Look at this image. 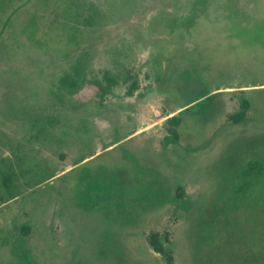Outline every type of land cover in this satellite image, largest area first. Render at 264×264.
<instances>
[{"label": "rangeland", "instance_id": "374dc122", "mask_svg": "<svg viewBox=\"0 0 264 264\" xmlns=\"http://www.w3.org/2000/svg\"><path fill=\"white\" fill-rule=\"evenodd\" d=\"M4 5L0 264H264V0Z\"/></svg>", "mask_w": 264, "mask_h": 264}, {"label": "trees", "instance_id": "16d2710c", "mask_svg": "<svg viewBox=\"0 0 264 264\" xmlns=\"http://www.w3.org/2000/svg\"><path fill=\"white\" fill-rule=\"evenodd\" d=\"M5 1H6L7 4H8V3H10V2L13 1V0H0V10H1V8L3 9V8H6V7H7L6 5H4V4H5ZM106 81H107V83H108L107 86H106V85H102L101 83H99V85H100L101 89L103 90V92L108 91L109 86H110V85H114V84L116 83L115 78L112 77V75H111L110 73H107V75H106ZM72 82H73V81H72ZM62 83H63L64 85H68L69 83H71V80H70L69 78L65 77V78L62 79ZM210 93H211V92H208L206 95H209ZM201 98H202V97H200L199 99H201ZM192 103H194V102L189 103V105L192 104ZM195 105H196V104H195ZM186 106H187V105H185L184 107H186ZM249 106H250V102H249L247 99H242V101H241V109L238 110L237 112L233 113V114L230 116V118H231L234 122H241L242 120L245 119V117H246V112H247L246 110H247V108H248ZM187 109H189V108H186V109L180 111L178 114L173 115V116H171V117H169V118L167 119V122H168L169 124H171L170 130H171L173 133L176 134V132H177L176 126L180 125V123H181V121H182V116H181V115H182L183 112H185ZM254 168H255L254 164L251 163V164H250V168L248 169V172L252 171ZM223 175H224V174H223ZM234 176H235V178L239 177V176H240V172L234 173ZM182 191H183L182 188H179V189H178L177 198H181V197L183 196ZM234 192H236V194H239V193H241V189H236V188H235V189H234ZM218 196H219V195H218ZM218 196H217V197H218ZM221 196H222V194H221ZM217 197H216V199H217ZM216 199H215V201H216ZM213 209H215V208H213ZM217 211H218V209H215L214 212L211 214V217H210L208 220L205 219V221H203V222H208V223L211 222V221L214 219V217L216 216L215 214H216ZM27 230H28V228H27ZM150 240H151V243L153 244V246L155 247V249H156L158 252H160V253H164V252H165V248H164L163 244L160 242V240L158 239V237H157L156 234H152L151 237H150Z\"/></svg>", "mask_w": 264, "mask_h": 264}]
</instances>
